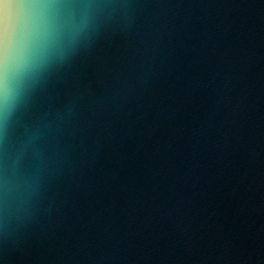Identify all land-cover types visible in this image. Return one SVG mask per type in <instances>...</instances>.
I'll use <instances>...</instances> for the list:
<instances>
[{"label": "water", "instance_id": "1", "mask_svg": "<svg viewBox=\"0 0 264 264\" xmlns=\"http://www.w3.org/2000/svg\"><path fill=\"white\" fill-rule=\"evenodd\" d=\"M0 264H264V0H0Z\"/></svg>", "mask_w": 264, "mask_h": 264}, {"label": "clouds", "instance_id": "2", "mask_svg": "<svg viewBox=\"0 0 264 264\" xmlns=\"http://www.w3.org/2000/svg\"><path fill=\"white\" fill-rule=\"evenodd\" d=\"M29 44L27 38L21 39L14 51L5 56H0V74L5 80H10L11 76L24 64L29 54ZM0 96H2L4 103L10 105L13 101L10 88L4 87L0 83Z\"/></svg>", "mask_w": 264, "mask_h": 264}]
</instances>
